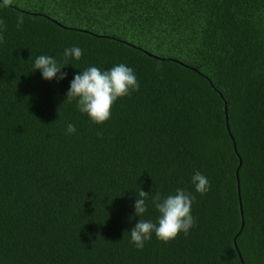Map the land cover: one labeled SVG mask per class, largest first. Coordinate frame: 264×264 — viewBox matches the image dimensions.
Wrapping results in <instances>:
<instances>
[{"label":"trees","instance_id":"16d2710c","mask_svg":"<svg viewBox=\"0 0 264 264\" xmlns=\"http://www.w3.org/2000/svg\"><path fill=\"white\" fill-rule=\"evenodd\" d=\"M0 19V264H264V0H13ZM74 46L64 79L34 70ZM121 63L140 87L97 124L70 82ZM178 188L194 226L137 249L136 194L156 222Z\"/></svg>","mask_w":264,"mask_h":264},{"label":"clouds","instance_id":"9594fccd","mask_svg":"<svg viewBox=\"0 0 264 264\" xmlns=\"http://www.w3.org/2000/svg\"><path fill=\"white\" fill-rule=\"evenodd\" d=\"M12 4L13 0H3L0 7H9ZM23 22V15L18 16V29ZM6 28V23L0 19V43L3 42L2 33ZM82 54L83 50L79 47L66 48L64 50L66 61L63 65L58 64L52 56L40 55L35 59L34 70L40 69L43 79L61 80L67 75L61 71L63 66L68 65L67 58L72 57L79 60ZM139 87L134 70L123 63L114 65L105 71L90 66L74 75L66 97L69 100L76 99L77 107L81 113H86L93 122L102 124L110 118L114 102L120 97L128 96L131 92L137 91ZM66 131L68 134L75 133L76 127L69 123L66 126ZM192 183L197 193L204 194L210 189L208 178L199 171L193 174ZM148 196L149 192L140 189L136 194L134 203V215L139 217V220L130 230V238L137 249H143L145 242L152 238L153 233L157 239L163 242L174 239L180 232L185 235L188 234L190 228L195 224V219L191 215L194 196L179 188L174 194H169L166 197H162L159 192L155 193L152 202L160 213L156 222L141 218L147 211L146 200Z\"/></svg>","mask_w":264,"mask_h":264},{"label":"water","instance_id":"95a60500","mask_svg":"<svg viewBox=\"0 0 264 264\" xmlns=\"http://www.w3.org/2000/svg\"><path fill=\"white\" fill-rule=\"evenodd\" d=\"M223 109H224V113H225V103H224ZM225 119H226V117H225ZM226 127H227V125H226ZM238 166H239V162H238ZM235 174H236V171H235Z\"/></svg>","mask_w":264,"mask_h":264}]
</instances>
